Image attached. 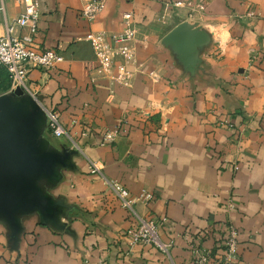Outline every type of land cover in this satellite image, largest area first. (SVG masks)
I'll use <instances>...</instances> for the list:
<instances>
[{
  "label": "crops",
  "instance_id": "0c3cea01",
  "mask_svg": "<svg viewBox=\"0 0 264 264\" xmlns=\"http://www.w3.org/2000/svg\"><path fill=\"white\" fill-rule=\"evenodd\" d=\"M89 1L39 0L34 50H57L64 61L32 70L26 87L10 79L0 93L30 119L23 145L45 164L24 171L39 206L0 208V264H190L187 239L215 246L223 222L240 232L238 264H264V0H97L103 10L94 22L81 16ZM178 2L192 3L193 15L166 8ZM4 10L0 36L24 6L4 0ZM126 13L138 27L128 87L112 79L115 70L97 72L88 42L92 33L121 34ZM184 23L202 41L190 60L166 42ZM26 33L14 25L11 35ZM50 113L68 135H53ZM119 123L126 133L105 142ZM90 161L102 176L89 174ZM106 180L133 196L153 194L137 215L166 219L159 236L176 241L169 256L128 247L125 232L137 218Z\"/></svg>",
  "mask_w": 264,
  "mask_h": 264
},
{
  "label": "built area",
  "instance_id": "2783aa9c",
  "mask_svg": "<svg viewBox=\"0 0 264 264\" xmlns=\"http://www.w3.org/2000/svg\"><path fill=\"white\" fill-rule=\"evenodd\" d=\"M16 1L24 6V11L10 25L9 35L0 36V68L7 70L13 84L26 87L32 70H54L63 63L64 58L57 50L46 52L34 50V40L41 18L39 0ZM166 8L170 11L187 9L188 17H191L194 13L192 3L187 2L167 4ZM198 8L202 9L200 6ZM102 10L103 3L101 1L90 0L82 9L81 16L88 22H94ZM4 12V0H0V15L4 14ZM248 17L257 19L258 14L250 11ZM133 18V13L123 15L125 27L124 31L119 35L109 36L104 32H98L92 33L88 37V42L91 44L99 61L97 72L107 76L115 70L116 75L112 79L124 87L130 85L132 77V74L126 68V63L132 62L136 58L134 43L138 34V27L135 25ZM14 25L26 29L27 33L21 36H12L11 32ZM115 56L123 58L125 64L117 66L114 61ZM119 124L115 130L104 132L105 142H113L118 136L126 133L125 130L121 129L122 123ZM224 125L228 126L229 123ZM49 129L55 137L68 135L60 118L53 113L49 114ZM238 170L237 167L234 168V171L237 172ZM88 172L92 176H102L99 166L92 161L88 164ZM106 184L119 200L121 208L137 218L135 227L125 232V236L128 238V247L151 246L162 254L169 256L170 251L175 247L176 241L173 239L169 242H164L159 236V228L166 219L160 222L149 217L140 218L137 215V207L140 205L147 207L153 201V194L143 190L138 196H133L116 181L106 180ZM212 233L215 237V246L212 247H206L198 240L187 239L190 264H238L240 261V232L236 226L231 222H223L215 226Z\"/></svg>",
  "mask_w": 264,
  "mask_h": 264
},
{
  "label": "water",
  "instance_id": "95a60500",
  "mask_svg": "<svg viewBox=\"0 0 264 264\" xmlns=\"http://www.w3.org/2000/svg\"><path fill=\"white\" fill-rule=\"evenodd\" d=\"M200 39L201 35L184 23L168 36L166 42L177 44L190 60L194 54V46L202 42ZM29 124L30 119H23L14 108H10L9 99H0V208L5 212L16 201H20L24 209L40 205L24 172L45 165L34 159L23 145Z\"/></svg>",
  "mask_w": 264,
  "mask_h": 264
},
{
  "label": "trees",
  "instance_id": "16d2710c",
  "mask_svg": "<svg viewBox=\"0 0 264 264\" xmlns=\"http://www.w3.org/2000/svg\"><path fill=\"white\" fill-rule=\"evenodd\" d=\"M10 88V77L5 68H0V93H5Z\"/></svg>",
  "mask_w": 264,
  "mask_h": 264
}]
</instances>
